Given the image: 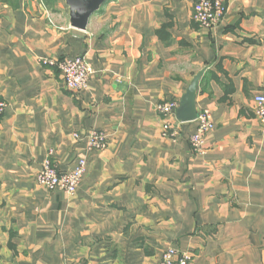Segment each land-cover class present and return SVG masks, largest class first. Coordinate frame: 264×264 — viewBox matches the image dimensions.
Here are the masks:
<instances>
[{"label": "crops", "instance_id": "obj_1", "mask_svg": "<svg viewBox=\"0 0 264 264\" xmlns=\"http://www.w3.org/2000/svg\"><path fill=\"white\" fill-rule=\"evenodd\" d=\"M197 1L106 0L80 30L65 0H0V264H157L169 247L190 264H264V0H224L211 29ZM76 56L91 69L80 92L41 63ZM201 70L204 155L196 120L175 113L166 137L156 111ZM93 130L104 150L88 149ZM50 154L61 171L86 159L75 194L37 183Z\"/></svg>", "mask_w": 264, "mask_h": 264}, {"label": "built area", "instance_id": "obj_2", "mask_svg": "<svg viewBox=\"0 0 264 264\" xmlns=\"http://www.w3.org/2000/svg\"><path fill=\"white\" fill-rule=\"evenodd\" d=\"M226 14L224 0H198L194 6L193 19L203 28L211 29L217 26ZM43 65L57 68L67 89L80 92L87 88L91 69L83 56L74 58H42ZM255 113L264 122V92L254 97ZM178 101L163 100L156 104V111L164 120L163 135L166 137H177V130L172 127V120L175 119ZM6 108V103L0 101V120ZM171 118H173L171 120ZM196 131L190 137V144L193 152L204 155L206 152L205 139L213 130L214 121L212 113L208 108L198 111ZM90 150H104L108 146V138L105 132L93 130L86 141ZM87 170V161L80 157L76 166L68 171H61L52 158L48 156L37 174V183L49 191L61 189L66 193L75 194L82 182ZM193 255L188 252H181L175 247L165 250L157 264H190Z\"/></svg>", "mask_w": 264, "mask_h": 264}, {"label": "water", "instance_id": "obj_3", "mask_svg": "<svg viewBox=\"0 0 264 264\" xmlns=\"http://www.w3.org/2000/svg\"><path fill=\"white\" fill-rule=\"evenodd\" d=\"M106 0H65L69 7L72 27L86 30L90 16L96 12ZM204 70L199 71L188 84L176 109V118L180 122L195 121L198 116L196 93Z\"/></svg>", "mask_w": 264, "mask_h": 264}, {"label": "trees", "instance_id": "obj_4", "mask_svg": "<svg viewBox=\"0 0 264 264\" xmlns=\"http://www.w3.org/2000/svg\"><path fill=\"white\" fill-rule=\"evenodd\" d=\"M47 1V0H46Z\"/></svg>", "mask_w": 264, "mask_h": 264}]
</instances>
